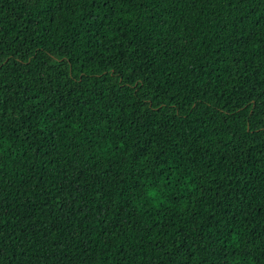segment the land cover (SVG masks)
Returning <instances> with one entry per match:
<instances>
[{"label": "trees", "instance_id": "1", "mask_svg": "<svg viewBox=\"0 0 264 264\" xmlns=\"http://www.w3.org/2000/svg\"><path fill=\"white\" fill-rule=\"evenodd\" d=\"M0 264H264V0H0Z\"/></svg>", "mask_w": 264, "mask_h": 264}]
</instances>
